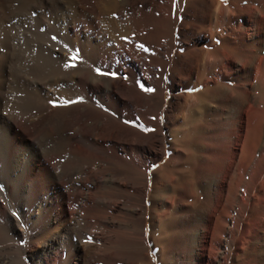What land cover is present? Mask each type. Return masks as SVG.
<instances>
[{
    "label": "bare ground",
    "instance_id": "bare-ground-1",
    "mask_svg": "<svg viewBox=\"0 0 264 264\" xmlns=\"http://www.w3.org/2000/svg\"><path fill=\"white\" fill-rule=\"evenodd\" d=\"M245 1L206 2L208 33L215 24L218 42L213 39L210 50L193 42L187 52L191 65H176L171 88L176 78L184 83L195 71L200 79L195 85L202 89L174 94L169 103L171 110L185 111L186 100L193 102L181 125L170 133L173 153L165 165L175 168H168L175 172L165 181L170 186L163 183L154 190L151 167L167 152L166 122L158 119L154 92L165 95L159 77L164 65L175 61L174 48L181 46L182 34H198L180 31L176 44L168 37L175 1L159 0V15L154 17V4L146 0H0V178L7 181L8 199L21 206L19 222L8 211L7 197L0 194V264H21V246L2 239L7 228L17 242L37 244L26 255L27 264H152L150 249L160 264L168 263L169 242L162 233L170 226H186V218L194 214L179 218L185 203L195 207L200 196L212 198L209 188H201L199 175L204 173L198 171L212 168L214 136L224 125L223 116L235 114L241 120L246 104L259 112L264 6L253 0L249 19L254 27L243 25L252 30L251 49L233 31ZM151 26L158 27L157 32L146 37L157 35L166 41L157 40L148 52L150 47L141 39ZM107 42L115 44L107 47ZM74 43L80 46L78 59L96 68L119 56L123 60L118 72L125 78L66 70ZM134 92L141 94L140 101L134 100ZM78 100L82 101L73 104ZM88 100L101 103L129 126L84 103ZM177 122L175 117L174 125ZM261 122H255L256 144L264 131ZM62 157L66 161L58 162ZM240 164L243 169V160ZM183 183L187 188H180Z\"/></svg>",
    "mask_w": 264,
    "mask_h": 264
},
{
    "label": "rangeland",
    "instance_id": "rangeland-1",
    "mask_svg": "<svg viewBox=\"0 0 264 264\" xmlns=\"http://www.w3.org/2000/svg\"><path fill=\"white\" fill-rule=\"evenodd\" d=\"M135 1L141 3V0ZM146 1L153 2L154 6L150 9V11L152 10L151 13L154 17L158 16L160 8L157 3L159 0ZM174 1L175 3L172 7L171 18L168 20V37L175 39H173V44H176L175 41L177 34L180 31L183 33L186 31L188 35L191 34V32L198 33L199 35L195 34L192 35V38H185L183 36L184 34H182L181 46L179 45L174 48V55H176L175 61L167 62L166 65H164L165 71H163V74L161 73V77H159L160 82L162 81L161 87L164 88L165 95L161 98L160 91L158 89L154 92V95L157 97L156 102L158 119L163 120L164 123L166 122L164 131L167 136L165 140L167 152L151 167L153 170H151L149 174L150 182L154 183L152 185L154 190L155 188H160L163 183L168 188L170 186V182L165 183V181L169 180L175 173L172 172L171 174V171L173 170L168 169H175L172 164L168 167L165 166L168 163L167 161H169V156L173 153V145L170 143V133L175 127L177 128L181 125L182 119L184 120V115L187 113V108L193 104L192 99L186 100L187 107L185 108V111H174L169 107V103L173 101L174 94L179 95L180 93H195L202 89L201 84L198 86L195 85L196 80H200L197 78V73L195 71L193 72L192 77L184 83L182 79L176 78L177 83L174 88H171L170 82L172 76L177 77L175 70L176 65H181L182 69L191 65V59L187 52L189 48L192 47L191 45H193V42L197 43V47H204L208 50L211 49L210 45L213 42V39L218 42V35L216 34L218 28L215 24L212 33H208L210 19L207 20L205 18L207 8L206 2L208 0ZM216 1L225 3V0ZM260 2L261 5L264 6V0H260ZM253 4V0L243 2L244 11L243 13H239V15L234 18L233 24L235 37L240 40L241 38L245 39L248 47L251 49L253 48V43L250 42L252 41V38H250L252 30L248 29L246 31L243 25L254 27L253 23L249 19V13L250 10L253 9ZM118 7L119 3H116L115 9L117 10ZM155 28L156 26H151L147 28L148 31L145 29V32H142L143 38L141 39V43L142 45L144 44L143 46L146 48L150 47L148 52H153L151 47L156 46L159 40L161 42L166 41L165 37L158 39L157 35L151 36L150 38L146 37L151 31H156L158 29V27L157 29ZM242 32H244L247 37H241ZM122 38L129 39L128 36H123ZM114 44H112V42L106 43L107 47H112ZM78 46V43L73 44L72 52L69 54L70 63L66 65V70L71 73L87 70L92 75L108 79H113L115 77L125 78V74H119L118 72V64L123 60L119 56L116 55L113 61L104 62L101 65V68H96L91 64H84L78 59L77 52L80 47ZM146 61L148 62V58H146ZM204 78L205 75H202L201 80H204ZM131 95H133L134 100L140 101L141 94L139 92H134ZM262 96L264 98V92ZM262 96H260L259 99L261 102L258 110L259 112H254V105L250 107L246 104L244 106L245 110L243 109L241 112V120H237L234 117L235 114H229L228 116L226 113L223 116L224 120L222 119V121L224 125H220L217 128L216 135L214 136L217 150L215 149L216 152L210 155L211 159L213 158L212 168L207 171L206 169L198 171L204 173H200L199 175V178L202 179L201 188H209L212 198L211 200H204L205 198L200 196L198 201L199 204L197 203L195 207H190L187 203H185L184 210L178 215L179 218L185 220L186 216L194 214L191 219L188 217L186 218V226H170L167 229L171 232V234L168 230H165L162 233L163 236L165 235L168 237L165 240H168L169 242L167 264H264V131L262 132L258 143L256 144L253 142L256 125L255 122L262 120L261 124L264 128V107H262L264 106V99H262ZM185 99L186 98H184V96L181 97V103H183ZM126 100V98H123V101ZM81 101L82 100L74 101L75 103L73 104H78ZM84 103L97 108L100 112L102 111V113L111 115L123 126L128 125L118 115L108 112L101 103H93L89 100L84 101ZM215 107V105H211V111L214 114L216 113ZM261 108L263 112L261 111ZM175 117L180 119V122L175 124L176 126L174 125ZM219 121L220 120H218V122ZM122 125L118 126L122 128ZM136 129L139 130L138 128ZM159 129L160 127L156 128V130ZM244 152L245 155H243ZM241 156H243L244 159H241ZM206 157L207 155L201 158L205 159ZM66 159L67 157H62L58 158L57 161L64 163ZM242 160L244 165L243 169L240 168V162H242ZM178 162L179 160L173 161V163L176 164ZM92 167H96L95 163H93ZM160 167H165V170L162 169V171H159ZM156 168L159 169L154 174L153 171ZM165 172L168 174L166 175L168 177L164 176L163 173ZM174 177H172V179H174ZM86 185L91 184L87 183ZM6 186L7 181L0 178V194L2 196L4 195V197L7 195ZM180 188H187V185L185 186V183H183V186ZM6 197L9 213L13 217L17 216L14 218L21 222L20 203L15 201L13 202V200L8 199L9 196ZM168 201L170 202L169 199ZM173 206L176 209L180 206V204L177 202L174 203ZM194 210L199 214L194 213ZM1 224L2 223H0V225ZM150 229L149 220L147 226L148 235L151 232ZM165 232H167V235L164 234ZM2 239L3 241H14V243L18 244V246H21V264H27L28 261L26 255H28L31 250L37 249V244L35 242H17V238L13 235V233L8 231V228L5 231V237ZM150 243L152 244V238H150ZM23 247L27 248L25 252ZM150 252L152 256V264H160L158 257L153 253L152 249H150Z\"/></svg>",
    "mask_w": 264,
    "mask_h": 264
}]
</instances>
